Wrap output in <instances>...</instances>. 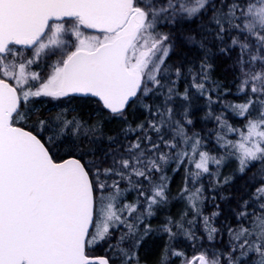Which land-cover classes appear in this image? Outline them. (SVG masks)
<instances>
[{"label":"snow or ice","instance_id":"snow-or-ice-1","mask_svg":"<svg viewBox=\"0 0 264 264\" xmlns=\"http://www.w3.org/2000/svg\"><path fill=\"white\" fill-rule=\"evenodd\" d=\"M0 264H264V0H0Z\"/></svg>","mask_w":264,"mask_h":264}]
</instances>
